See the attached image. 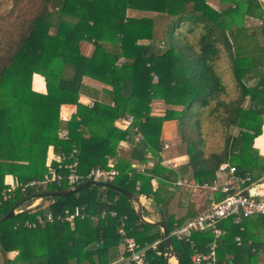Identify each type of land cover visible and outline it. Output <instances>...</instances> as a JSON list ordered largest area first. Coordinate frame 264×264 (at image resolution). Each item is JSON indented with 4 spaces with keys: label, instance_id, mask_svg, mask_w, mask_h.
Wrapping results in <instances>:
<instances>
[{
    "label": "trees",
    "instance_id": "16d2710c",
    "mask_svg": "<svg viewBox=\"0 0 264 264\" xmlns=\"http://www.w3.org/2000/svg\"><path fill=\"white\" fill-rule=\"evenodd\" d=\"M83 41L92 45L88 55L80 50ZM34 74L43 77L44 92L32 88ZM85 77L101 88H88ZM41 82L35 76L34 86ZM84 92L91 104L78 102ZM156 100L165 105L160 113L152 111ZM65 103L76 105L67 120L59 116ZM129 116L125 128L116 125ZM168 121L174 123L170 142L181 146L173 156L186 157L172 167L161 137ZM263 124L264 0L216 6L209 0H0V264H110L124 254L118 251L122 222L138 248L147 247L146 263L164 264L160 228L140 220L133 200L117 190L89 185L29 205L36 194L81 184L92 167H113L118 174L107 183L150 199L143 216L164 221L170 233L209 201L208 191L199 205L191 201L189 190L173 186L177 175L211 184L228 162L235 175L249 177L246 186L264 181V158L252 146ZM49 147L64 154L75 148L84 178L73 186L24 187L46 172ZM8 176L18 185L4 200ZM224 195L215 192L213 199ZM75 205L85 217L72 224L36 221ZM12 207L21 211L2 219ZM217 225L224 233L216 264H256L258 253L264 257L263 216ZM212 239L209 230L191 236L200 251ZM170 240L176 263L192 264L190 243ZM10 251H17L11 259Z\"/></svg>",
    "mask_w": 264,
    "mask_h": 264
},
{
    "label": "built area",
    "instance_id": "2783aa9c",
    "mask_svg": "<svg viewBox=\"0 0 264 264\" xmlns=\"http://www.w3.org/2000/svg\"><path fill=\"white\" fill-rule=\"evenodd\" d=\"M132 121V117L129 116L126 119L118 121L119 126H127ZM163 147L167 148V143H163ZM163 157V153H160ZM55 162L56 165H52ZM78 152L75 148L71 150L69 154L64 153H52L51 158L46 161L47 170L41 178L30 180L24 187L33 186L40 189H45L50 184H60L65 181L66 184L73 186L84 178L82 174L78 172ZM170 167L174 166V163ZM235 167L228 162H222L218 167V176L216 181L211 184H199L191 182L185 178H181L177 175V178L173 181V186L176 187H188L191 192H202L207 190L209 195V204L207 208L202 211L198 216L188 220L184 224L174 228L169 237L172 236L178 240L186 241L190 243L192 253L190 254V261L192 264H216V246L217 240L224 233V230L217 224L220 220L233 218L235 223L241 221V219L256 215L264 217V200L254 197L246 193L247 182L249 177L247 175L237 176L235 175ZM62 171H65L63 173ZM118 171L113 168L92 167L85 175L86 180L98 181V182H110L113 181ZM221 174L223 175V181L219 180ZM219 178V179H218ZM85 180V181H86ZM15 181H10V185L6 192L3 193V199L6 200L13 191L17 188ZM219 192L225 194L220 200H215L214 193ZM32 206V205H31ZM21 209H14V212H20ZM111 216H115V211H110ZM106 215V211L103 210L100 213V217ZM83 207L75 205L70 209H65L63 215L54 217L51 213H46L45 218L40 216L36 217L38 223L53 222L54 219H59L72 224L75 218H84ZM124 222L121 223L117 229V233L120 236L121 244L123 248V255L118 261L110 264H147L146 263V250L147 247L138 248L135 240L127 236L123 227ZM24 226L34 227V222L25 221ZM209 230L213 234L212 241L207 245L205 251H200L195 246L191 236L193 232ZM155 243L151 245L154 247Z\"/></svg>",
    "mask_w": 264,
    "mask_h": 264
},
{
    "label": "crops",
    "instance_id": "0c3cea01",
    "mask_svg": "<svg viewBox=\"0 0 264 264\" xmlns=\"http://www.w3.org/2000/svg\"><path fill=\"white\" fill-rule=\"evenodd\" d=\"M211 1H212V3L209 0L211 5H213V6L217 5L218 0H211ZM80 50L85 55L90 54V52L92 50L91 43H88V42H85V41L81 42ZM35 75L40 76V80L42 81L41 84L38 86V88H36L34 86V83H33ZM33 81H32V88L33 89H35L37 91H41V92L45 91L44 79H43V77L41 75L34 74L33 75ZM84 82H85L86 85H88V88L100 89L101 86H102V83L97 82L96 80L88 78V77L84 78ZM88 90H89V92H91L90 89H88ZM78 102H80L82 104H91L92 103V98L89 95V93L88 94H85V92L84 93H80L79 97H78ZM75 109H76V105H74V104H71V103L62 104L60 106V108H59V116H60V118L63 119V120L69 119L70 116L75 112ZM153 113H160V112H153ZM116 125H118V126L120 125V124H118V121L116 122ZM119 127L120 128H125L126 126L122 125V126H119ZM173 127H174V123L171 122V121L164 122L163 127H162L161 137L163 139V142H166L168 144V147H169V142H170V140L172 138ZM120 145H121L120 146L121 150H126L128 148V144L125 141L121 142ZM252 146L258 151V154L261 157L264 158V124H263L261 133L253 139ZM53 152H54L53 148L49 147L48 151H47V159H46V161H48L51 158V155H52ZM163 159H164L165 163H174V166L181 165V164L185 163V161H186V157L184 155H174V156L168 157L165 154ZM222 176L223 175L221 174V176L219 177L220 179L218 178L220 181L223 179ZM7 179H13V181H15V179L12 176L7 177ZM8 181L10 182L12 180H8ZM182 188L189 190V192H190L189 199L191 201L196 202L197 203L196 205H199L200 203H202V199L203 198L205 200H207V194L208 193L201 192V193L197 194V192H191L190 188H188V187H182ZM205 191H207V190H205ZM246 191H247L248 194L253 195L254 197H257V198H260V199L264 200V181L261 180V181H256L255 183L249 184L247 186V190ZM201 196L203 197L202 199L200 198ZM40 199H41L40 197L36 196L35 200L29 205V207H31V205L33 207L36 204H38L40 202ZM139 199H140L141 205L144 208H149L150 199H147L145 197H139ZM208 202L209 201H206L205 204L208 205L209 204ZM175 206H173V208ZM206 208H207V206H206ZM177 212H184V211H177ZM146 219H148V218H146ZM148 220H151V219H148ZM154 220L155 219H153V221ZM260 232H261V236L264 238V230H261ZM118 251H119V253L123 252V248H122L121 242H120V244L118 246ZM16 253H17V251L8 252L7 253V258H10V259L13 258L16 255ZM258 256H259V258H258V261H257L256 264H264V257L262 256V254L258 253ZM170 260H171V264H173L174 263L173 260L172 259H170Z\"/></svg>",
    "mask_w": 264,
    "mask_h": 264
},
{
    "label": "water",
    "instance_id": "95a60500",
    "mask_svg": "<svg viewBox=\"0 0 264 264\" xmlns=\"http://www.w3.org/2000/svg\"><path fill=\"white\" fill-rule=\"evenodd\" d=\"M89 185L109 187V188L117 190L118 192H121V193L125 194L126 196L130 197L135 204V211H136L139 219L142 220L143 222H146L148 224H151L153 226H157L160 228L163 240H164V242L166 244V248H167V252L165 254L164 264H170V259H174L175 264H177L176 258H175V253H174V248H173V245L171 243L170 237H169L168 232H167L166 223L162 220H154L153 221V220L146 219L142 214V205H141L140 199L134 193L128 191L127 189L121 188L119 186H116L114 184L107 183V182H98V181L86 180V181L82 182L81 184L74 186V187H71L67 190L46 191L43 193L36 194V196L40 197V198L46 197V196H50V197L64 196V195H68V194L77 192L78 190H80L84 187H87ZM13 215H14V207L10 208V210L3 216L2 219H6V218L11 217Z\"/></svg>",
    "mask_w": 264,
    "mask_h": 264
},
{
    "label": "rangeland",
    "instance_id": "374dc122",
    "mask_svg": "<svg viewBox=\"0 0 264 264\" xmlns=\"http://www.w3.org/2000/svg\"><path fill=\"white\" fill-rule=\"evenodd\" d=\"M210 2L212 3V1L210 0ZM132 15L133 14H136V13H134V12H132L131 13ZM139 14V13H138ZM35 76H37V75H35ZM35 76H34V78H35ZM39 78H40V76H39ZM37 88V87H36ZM164 104H163V102H161V101H158V100H156V101H154L153 102V105H152V111L153 112H162L163 111V108H164ZM231 131L232 132H235L236 131V129L235 128H232L231 129ZM180 149H181V146H180V144H177V142H176V140H172L171 142H169V148L166 150V152L164 153V155L166 154L168 157H171V156H173V154H176L177 152H179L180 151ZM260 156V155H259ZM170 164H168V166H169ZM9 177V176H8ZM7 178V177H6ZM8 180H12L13 181V179H7L6 180V182L9 184V181ZM199 192H197V194H198ZM201 199L203 198L202 196L200 197ZM143 199V198H142ZM174 201H173V203H172V208H173V206H174ZM176 210H177V208H176V206L174 207Z\"/></svg>",
    "mask_w": 264,
    "mask_h": 264
},
{
    "label": "bare ground",
    "instance_id": "6f19581e",
    "mask_svg": "<svg viewBox=\"0 0 264 264\" xmlns=\"http://www.w3.org/2000/svg\"><path fill=\"white\" fill-rule=\"evenodd\" d=\"M172 260H173V262H174L173 264H175V260H174V259H172ZM170 264H171V260H170Z\"/></svg>",
    "mask_w": 264,
    "mask_h": 264
}]
</instances>
